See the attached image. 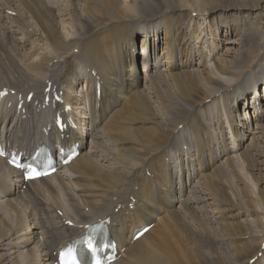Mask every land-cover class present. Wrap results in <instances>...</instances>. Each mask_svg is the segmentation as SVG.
<instances>
[{"label":"bare ground","instance_id":"bare-ground-1","mask_svg":"<svg viewBox=\"0 0 264 264\" xmlns=\"http://www.w3.org/2000/svg\"><path fill=\"white\" fill-rule=\"evenodd\" d=\"M1 1L0 40L8 45L0 51L3 145L29 154L56 139L57 147L79 153L30 181L0 158V264H56L57 251L98 219L108 220L116 243L110 264H264V206L256 201L258 229L244 230L245 219L226 222L234 213L219 192L236 167L250 166L246 141L264 139V0ZM56 9L69 34L60 31ZM216 10H229L240 29L230 19H207ZM140 27L141 69L134 53ZM141 73L149 91L140 87ZM52 91L59 101L52 103ZM245 98L242 117L234 109ZM57 112L71 119L62 132L53 122ZM172 150L178 162L168 159ZM243 177L251 198L263 202L254 174ZM203 205L221 224L218 235L188 225L190 216L203 227ZM144 225L151 227L133 240Z\"/></svg>","mask_w":264,"mask_h":264},{"label":"rangeland","instance_id":"rangeland-1","mask_svg":"<svg viewBox=\"0 0 264 264\" xmlns=\"http://www.w3.org/2000/svg\"><path fill=\"white\" fill-rule=\"evenodd\" d=\"M60 1H62V4H63V0H60ZM216 1L219 2V3H217L216 6H224V5L234 4V3L240 4V5H244L246 3L251 2V0H216ZM257 1H261V0H257ZM212 4H213V1L210 3V6ZM213 6H215V5H213ZM3 8H7V3L1 1L0 2V10H3ZM261 11H262V15H263V18H264V7H263V9H261ZM54 12L56 13L57 19L60 20V18H61V16H60L61 13H59L60 11L56 9ZM209 12H210V10H209ZM212 12L213 13L211 15H209V17L207 19H209V18L212 19L214 17V22H217V18L230 19V22L229 23L233 22V20L235 21L234 17L232 15L231 16L229 15V13H230L229 10H227V11L216 10V11H212ZM222 12H225V15L222 14ZM193 14H195V13H193ZM201 17L202 16H200V18ZM203 17H205V16H203ZM60 22H61V20H60ZM261 22H262V19H261ZM5 23H6V25H9L10 26V24L8 22H5ZM204 23L205 22H203V24H201V27H204L206 25ZM233 23L238 26V29H240V26H241L240 21H239V24H237L235 22H233ZM247 27H249V26L246 25V28ZM232 28H233V26H232ZM59 29H60L61 32L65 33V34L66 33L69 34V27H65L64 25H62V22H61V25H60V28ZM138 30H139L140 33L135 38V49H134L135 51H134V53H135V56H136V59H137L138 68L141 69V68H143V65H145L143 63L144 57H143V55H138L137 54V51L138 52H141V50H142L141 41L144 42V36H143V33H142V31H143L142 28L140 27ZM207 30H209V29H207ZM205 31H206V27H205ZM219 33H220V29H219ZM223 33L224 32L222 30V33L221 34H223ZM0 35H1L0 36L1 38L4 37L3 34L0 33ZM203 35H204V33L202 34V36ZM206 37H208V36H206ZM221 37L224 38L223 36H221ZM229 37L230 38H233V34L232 33H229ZM203 39H205V38H203ZM203 41H201V43ZM42 43H44V42H42ZM4 44H2V42L0 40V48H1L0 51H2L3 46H4V48H5V46H8V45H6V44L4 45ZM197 46H198V44H196V48H197ZM43 47H45V43H44ZM160 48H161V46L159 47V45H158V51L160 50ZM32 55H33V58H36L37 53L36 52L35 53H32ZM152 58H154V56ZM227 58H232V57H231V55H229V56H227ZM208 59H209V57H208ZM150 61L152 63V60H150ZM81 78H83V77H81ZM262 78H263L262 84L260 83L259 84L260 87L258 88L260 90V92H262V90L264 88V74L262 75ZM145 82H146V78H145L144 74L141 73L140 87H144L146 89L147 88L146 87L147 84H145ZM81 85L82 84H81V80H80L79 83H78V85H77V90L80 88ZM147 91H149L148 88H147ZM240 97H241V95H240ZM246 97H247V101H250L251 91L249 89H248V92L246 93ZM245 102H246V98H245V100L242 99L239 102V104L236 102L238 104V106L236 105V107L234 109L236 112H234V113H236V114L238 113V115L240 114L243 117L244 111H245L244 109H246ZM263 102H264V100H263ZM157 109H159V107H157ZM251 109H252V107L250 108L249 107V104H248V111L249 112H252ZM160 113L161 114L164 113V109L162 107H161ZM260 118H264V116H261ZM249 122L254 127V122L255 121H253V119H250ZM225 131H228V130L225 129ZM247 134H248V132H247ZM258 135H259V133L256 134V136H258ZM226 136H229L227 138H230L231 133H226ZM88 143H89V141H88ZM88 143H87V149H88ZM246 143H249L248 146H247V152H248L249 162L251 163L250 166L249 167L245 166L242 170L240 169V167H236L231 172V174L229 176L225 177L227 179V181H226V184L228 186L227 189L224 190V191L221 189L219 191L220 194L222 195V197L224 199L228 200V201H226V204H228V206L230 207V212L234 213V218H232V219L231 218H228V220H226V222H230L231 220L233 222H235L237 220H243V219H245L244 221H241V224L244 226V230H248V229H258L259 223L257 221H255L257 219L256 218L257 215H255V214H258L259 211L258 210H254V209L258 208L259 205H257L256 201L259 202V204H261L262 206H264V203H263L264 202V139H263V141L258 140V139H257V141H254V139H252L251 142H249V139H248L246 141ZM252 153L255 156V158H254V156H252ZM175 156H176L175 155V152L172 150L171 153L168 155V159H170V160L172 159L173 161L178 162V161H176ZM184 163L186 164V160L184 161ZM256 167H258L259 169L256 168ZM177 172H178V168L177 167H174L172 169V175L175 176L177 174ZM243 172H249V173L254 174V178H255V181H256V186H255L256 189L258 191H263V194H262L263 202H262V200L259 201L260 199L258 197H257L258 199L257 198H254V199L251 198V194H252L251 182H249L247 179H244ZM176 179H177V175H176ZM187 181H188L187 174H184V182H187ZM190 193L192 194L193 191H190ZM44 198L47 199V201H49V202L52 201V200L54 201V200L57 199L58 202L60 203V200H59V198L56 195L45 194L44 195ZM50 203H52V202H50ZM223 204L222 205L219 204L220 207H222ZM230 204L233 205V206H231ZM37 205H38V202H36V206ZM63 206H66L65 201L63 203ZM45 207L46 206L44 204H42L40 207L37 206L38 211H42L43 212V214H42L43 216L42 217H45V216L46 217H49L51 211L47 210V209H49V208H47L46 211H48V212H46L45 211ZM201 207H202V211H200L198 209H197V211H198V214L200 213L201 214V217L203 218L202 219V221L204 223L203 227L202 228L201 227L198 228L196 226V222L197 221H195L190 216H188V218L186 220L188 222V225H190L192 227H196V229L198 231L202 232V233L206 232V233H208V235H215V234L218 235L220 233V231H221V228H220L221 227V224H218L219 225V230H220L219 231L217 229V226L218 225H216L215 218H213V215L210 214L211 213V211H210L211 210V206H209V205H203ZM209 208H210V210H209ZM38 211H37V213H38ZM245 213H247V216L245 215ZM52 217H51V219H52ZM189 217H190V219H189ZM191 219H193L194 221H192ZM213 220H214L215 224H214ZM248 239H251V238H248ZM248 239H246V240H248ZM237 241H240V239H237ZM208 250L211 251L210 249H208Z\"/></svg>","mask_w":264,"mask_h":264},{"label":"snow or ice","instance_id":"snow-or-ice-1","mask_svg":"<svg viewBox=\"0 0 264 264\" xmlns=\"http://www.w3.org/2000/svg\"><path fill=\"white\" fill-rule=\"evenodd\" d=\"M36 175H39V173H36ZM87 244L89 250H92V242L91 240L85 241ZM62 262L63 264H78L76 257L74 255V250L73 249H68L66 252L61 254ZM97 264H99V261H97Z\"/></svg>","mask_w":264,"mask_h":264}]
</instances>
